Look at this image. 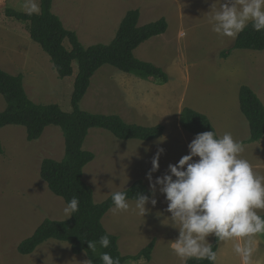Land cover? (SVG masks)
<instances>
[{
	"label": "rangeland",
	"instance_id": "374dc122",
	"mask_svg": "<svg viewBox=\"0 0 264 264\" xmlns=\"http://www.w3.org/2000/svg\"><path fill=\"white\" fill-rule=\"evenodd\" d=\"M36 2L39 4V0ZM224 2L52 0L51 12L65 29L76 33L85 48L109 44L129 10H138L139 26L160 18H165L168 25L165 34L147 40L134 50L140 60L146 58L160 68L168 66L167 84L158 86L103 66L92 77L80 102V109L88 113L118 115L127 123L164 127L163 143H158L161 137L150 142L121 141L101 129L88 131L83 148L95 158L83 169L82 179L91 187L95 204L137 180L149 187L146 174L158 147L164 151L159 170L153 173V182L156 177L167 174L169 164H176L188 154L187 145L194 136L180 127L179 117L184 108L206 116L218 137L230 132L235 140L242 142L245 151L241 158L264 176V137L257 143H245L249 127L238 108L241 86L249 87L264 106V51L234 50L228 58H220V53L233 44L234 38L214 33L209 20ZM24 3L25 0H0V69L11 75H22L24 90L32 102L57 105L69 113L77 65L72 64V76L59 78L48 55L30 40L26 24L5 16L7 8L29 13ZM150 56L158 61L167 58V65L149 61ZM133 100L137 106H133ZM131 106L136 112L129 110ZM4 108L0 96V111ZM0 144L3 150L0 154V264H84L85 253L74 255L66 243L54 240L44 242L28 256L17 252L18 244L29 238L43 220L68 219L63 212L64 201L52 195L39 177L42 160L63 158L64 139L60 129L48 126L38 140L29 142L23 127L6 126L0 129ZM155 199V207L150 203L145 205L150 212L144 217L137 214L132 201H128L127 212L113 214L110 209L101 220L102 226L108 234L117 237L122 256L135 255L156 239L150 261L140 259L130 264H183L170 247L179 229L170 220L167 201L159 187ZM258 214L264 215V210H258ZM213 237L209 235L207 242L211 243ZM255 239L257 250L253 264H264V234H258ZM236 242H219L216 264H241L234 252Z\"/></svg>",
	"mask_w": 264,
	"mask_h": 264
},
{
	"label": "trees",
	"instance_id": "16d2710c",
	"mask_svg": "<svg viewBox=\"0 0 264 264\" xmlns=\"http://www.w3.org/2000/svg\"><path fill=\"white\" fill-rule=\"evenodd\" d=\"M52 0H39L38 14L16 12L5 9L6 17L26 24L30 40L36 43L48 55L52 67L61 79L72 76V64L77 65L73 91L70 98L71 112H63L57 105L36 104L32 102L23 87V77L11 75L0 69V96L5 108L0 111V129L6 126H21L25 129L26 140H38L48 126L58 127L64 139L62 160H42L39 177L49 192L61 198L67 204L73 196L79 199V210L64 221L45 219L33 234L22 240L17 246L18 254L28 256L48 240L66 243L74 255L87 253L93 264H102L100 254L107 252L113 258H119L120 264H130L140 259L150 261L156 246L152 239L143 249L132 256H122L118 248V239L108 234L102 226L103 216L113 207L111 196L95 204L92 189L82 179L83 169L94 160V154L84 150L83 144L90 129H101L121 141L150 142L159 139L164 127L161 125L145 127L125 122L118 115L92 114L80 109L94 74L103 66H111L118 71L133 75L141 80L163 86L169 82V76L160 67L138 60L134 50L142 43L166 33L168 25L165 18L139 26L138 10L126 12L112 41L107 45L97 44L85 48L74 31L64 28L60 19L51 12ZM67 43V47L65 46ZM234 50L264 51V31H254L252 24L240 32L233 44L220 53L226 59ZM239 111L248 122L249 138L247 144L257 143L264 137V106L257 95L247 86L238 91ZM181 129L192 136L213 131L208 118L194 110L184 108L179 117ZM217 136V134H216ZM218 137V136H217ZM0 144V154H2ZM128 201L135 202L138 195L151 196L149 187L141 180L133 182L124 190ZM264 216V215H261ZM108 235L110 245L101 248L99 238ZM87 240L97 242V252L88 250ZM219 242L214 236L211 245L217 252ZM187 264H210L208 260L189 259Z\"/></svg>",
	"mask_w": 264,
	"mask_h": 264
},
{
	"label": "clouds",
	"instance_id": "9594fccd",
	"mask_svg": "<svg viewBox=\"0 0 264 264\" xmlns=\"http://www.w3.org/2000/svg\"><path fill=\"white\" fill-rule=\"evenodd\" d=\"M29 14L40 11L36 0H25ZM212 31L221 37L235 38L249 23L254 31H264V0H226L211 16ZM161 137L158 143H163ZM188 154L176 164H169L167 174L156 177L159 159L164 149L157 148L151 160V169L146 174L151 196L138 195L135 210L141 217L150 212L145 205L157 204V187L167 201L166 211L177 226L178 237L170 242L173 253L187 264L189 259L208 260L216 264L217 252L207 242L209 235L218 241H237L234 252L241 264H253L257 250L256 236L264 234V176L257 174L248 160L241 158L245 151L242 142L230 132L217 137L211 131L197 134L187 145ZM194 158H198L195 159ZM113 214L127 212L130 208L125 191L111 196ZM79 210L75 196L66 204L63 212L67 218ZM88 250L97 252V242L87 240ZM101 248H108V235L99 238ZM87 255V253H86ZM102 264H120V259L109 253L100 254ZM84 264H93L91 258Z\"/></svg>",
	"mask_w": 264,
	"mask_h": 264
},
{
	"label": "crops",
	"instance_id": "0c3cea01",
	"mask_svg": "<svg viewBox=\"0 0 264 264\" xmlns=\"http://www.w3.org/2000/svg\"><path fill=\"white\" fill-rule=\"evenodd\" d=\"M156 39V38H155ZM235 39V38H234ZM234 41V40H233ZM137 50V49H136ZM134 54V53H133ZM135 56V55H134ZM143 57V56H142ZM151 57V56H150ZM164 58H165V55H164ZM138 59V58H137ZM144 60H141V61H145V62H147V59L146 58H143ZM151 60H149V61H152V62H155V63H159V64H161V65H167V64H165L166 63V60H168L167 58L166 59H164V60H162V61H158V59L157 58H153V57H151L150 58ZM138 60H140V59H138ZM151 63V62H150ZM167 68H168V66H165V67H163L162 69L167 73V75L169 76V74H168V70H167ZM168 71V72H167ZM170 77H171V74H170ZM135 81L136 82H140L139 80H137V79H135ZM133 103V106H137L136 105V103L134 102V100L132 101ZM133 106H131L130 107V109L129 110H132V111H134V112H136V110H134L133 109ZM129 108V107H128ZM238 108H239V103H238ZM190 109V108H189ZM122 116V115H121ZM143 120V119H142ZM134 124H136V123H134ZM138 125V124H137ZM142 126V125H141ZM162 126V125H161ZM180 128V127H179Z\"/></svg>",
	"mask_w": 264,
	"mask_h": 264
}]
</instances>
